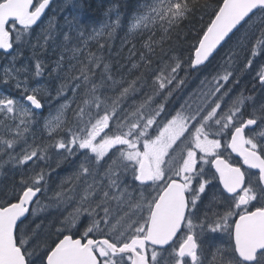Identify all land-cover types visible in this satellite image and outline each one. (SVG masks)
<instances>
[{"label": "snow or ice", "instance_id": "snow-or-ice-1", "mask_svg": "<svg viewBox=\"0 0 264 264\" xmlns=\"http://www.w3.org/2000/svg\"><path fill=\"white\" fill-rule=\"evenodd\" d=\"M90 8L0 0V264H264V0Z\"/></svg>", "mask_w": 264, "mask_h": 264}, {"label": "trees", "instance_id": "trees-1", "mask_svg": "<svg viewBox=\"0 0 264 264\" xmlns=\"http://www.w3.org/2000/svg\"><path fill=\"white\" fill-rule=\"evenodd\" d=\"M57 2H62V0H57ZM83 2V0H81ZM124 2L128 5H132L135 3V0H124ZM87 3L91 5V8L88 11V15L95 20H103L104 11L106 8L112 3V0H87ZM127 10V9H125ZM206 22V21H205ZM195 26L197 30L202 27V23L199 20V17L193 19L190 22H187L185 26H183V31L185 33H190L192 27ZM184 37L180 38V42H178L179 50L182 51L187 59L189 53L187 49L191 47L190 43H183ZM198 74H194L190 79V87H194L196 84Z\"/></svg>", "mask_w": 264, "mask_h": 264}]
</instances>
